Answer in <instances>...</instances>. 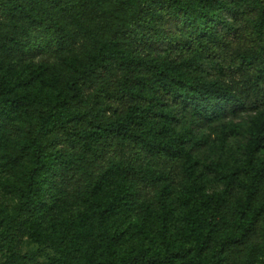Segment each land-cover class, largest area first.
<instances>
[{
    "label": "trees",
    "instance_id": "16d2710c",
    "mask_svg": "<svg viewBox=\"0 0 264 264\" xmlns=\"http://www.w3.org/2000/svg\"><path fill=\"white\" fill-rule=\"evenodd\" d=\"M240 113L250 183L206 195L187 124ZM0 169V248L30 231L59 264H264V0H0ZM72 183L81 209L51 217Z\"/></svg>",
    "mask_w": 264,
    "mask_h": 264
},
{
    "label": "rangeland",
    "instance_id": "374dc122",
    "mask_svg": "<svg viewBox=\"0 0 264 264\" xmlns=\"http://www.w3.org/2000/svg\"><path fill=\"white\" fill-rule=\"evenodd\" d=\"M163 47L160 52L164 51ZM252 114L240 113L227 116L212 124L188 125L195 140H203L204 146L195 150L194 155L198 162L196 176L203 183L202 192L206 195L225 194L231 187L240 189L250 183L253 171L247 159V146L250 138L248 126ZM22 116L19 121H22ZM24 121V120H23ZM227 134L225 144L219 138ZM223 136V137H222ZM8 172L0 169V216L3 209H11L16 203L13 190L5 183ZM181 178V177H180ZM59 183V181H58ZM75 184L63 185V194L66 200L56 204L52 203L50 216L55 219L75 216L81 209ZM240 193L242 190L239 191ZM181 185L172 188L171 201L180 212L179 200L185 195ZM48 198V197H47ZM140 218V213L137 214ZM30 232V231H29ZM28 231L20 233L11 241L5 242L0 248V263H4L13 254L20 257L27 256L26 264H59V255L50 246H41L33 240ZM144 244H148L145 240ZM136 237L127 245V249L139 246Z\"/></svg>",
    "mask_w": 264,
    "mask_h": 264
}]
</instances>
